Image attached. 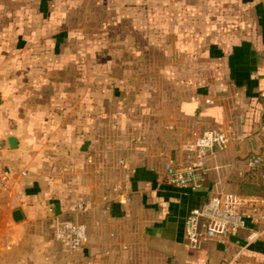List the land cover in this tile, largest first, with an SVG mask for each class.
I'll use <instances>...</instances> for the list:
<instances>
[{
    "label": "crops",
    "instance_id": "1",
    "mask_svg": "<svg viewBox=\"0 0 264 264\" xmlns=\"http://www.w3.org/2000/svg\"><path fill=\"white\" fill-rule=\"evenodd\" d=\"M69 6L0 0V162L13 180L0 192V264H224L246 232L193 250L184 219L224 191L264 199V0H209L190 37L200 69L139 98L127 78L87 81L85 64H71ZM204 129L241 138L206 159L200 187L167 184V158L186 165ZM54 218L85 225L81 249H61ZM246 253L260 261L261 244Z\"/></svg>",
    "mask_w": 264,
    "mask_h": 264
},
{
    "label": "rangeland",
    "instance_id": "2",
    "mask_svg": "<svg viewBox=\"0 0 264 264\" xmlns=\"http://www.w3.org/2000/svg\"><path fill=\"white\" fill-rule=\"evenodd\" d=\"M67 1L70 61L85 64L87 81L97 75L101 81L127 78L135 98L143 95L141 87L160 97L172 80H183L193 64L200 69L204 63V58L190 56L189 49L192 34L205 29L197 17L211 10L206 6L209 0ZM93 66L98 67L97 73ZM131 139L141 144L146 136L134 134ZM118 140L124 143L126 138Z\"/></svg>",
    "mask_w": 264,
    "mask_h": 264
},
{
    "label": "built area",
    "instance_id": "3",
    "mask_svg": "<svg viewBox=\"0 0 264 264\" xmlns=\"http://www.w3.org/2000/svg\"><path fill=\"white\" fill-rule=\"evenodd\" d=\"M228 130L204 129L194 131L192 139L186 143V149L192 154L186 165H177L173 158H167L163 164L164 180L177 187H200L204 163L214 157L231 141L240 139ZM260 157H252L248 168L261 163ZM22 171L21 174H25ZM264 177V176H263ZM13 185L7 168L0 162V192L9 194ZM121 198V197H120ZM128 197L122 196L125 203ZM264 199L254 196H241L233 192H221L210 196L202 205L192 208L184 219V240L189 249L198 250L208 240L221 243L229 238L238 237L245 231L244 243L224 264H264ZM52 238L60 243L65 252L81 249L87 240L85 225L81 222L54 218L51 222ZM261 244L262 259L259 261L247 255L246 250L252 244ZM206 264V263H205Z\"/></svg>",
    "mask_w": 264,
    "mask_h": 264
}]
</instances>
